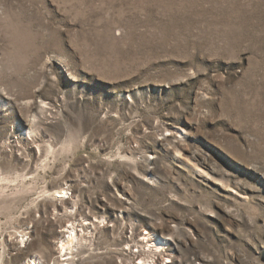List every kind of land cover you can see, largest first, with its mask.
<instances>
[{"label":"rangeland","instance_id":"obj_1","mask_svg":"<svg viewBox=\"0 0 264 264\" xmlns=\"http://www.w3.org/2000/svg\"><path fill=\"white\" fill-rule=\"evenodd\" d=\"M30 260L264 264V0H0V264Z\"/></svg>","mask_w":264,"mask_h":264},{"label":"bare ground","instance_id":"obj_2","mask_svg":"<svg viewBox=\"0 0 264 264\" xmlns=\"http://www.w3.org/2000/svg\"><path fill=\"white\" fill-rule=\"evenodd\" d=\"M66 191L60 190L57 191V196L59 199H65L66 198ZM66 231L69 234L67 238L64 239V241L61 242V246L58 249V253H59V257H66V259L64 261H69V259L71 258V255H73V249L75 247V243L78 241V231L76 228L75 224H71L70 227H66ZM163 242L162 241H158L156 242V245L158 247L162 246ZM70 255V257H68ZM63 261V260H62ZM151 263V262H150ZM28 264H37L36 260H30L28 262ZM153 264H155L153 262Z\"/></svg>","mask_w":264,"mask_h":264}]
</instances>
